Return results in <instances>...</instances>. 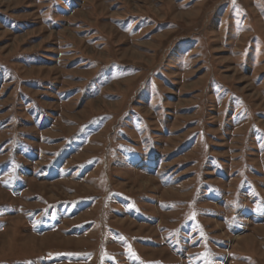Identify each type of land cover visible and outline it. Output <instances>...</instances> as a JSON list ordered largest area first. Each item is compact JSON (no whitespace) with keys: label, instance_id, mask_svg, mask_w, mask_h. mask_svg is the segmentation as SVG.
Instances as JSON below:
<instances>
[{"label":"rangeland","instance_id":"374dc122","mask_svg":"<svg viewBox=\"0 0 264 264\" xmlns=\"http://www.w3.org/2000/svg\"><path fill=\"white\" fill-rule=\"evenodd\" d=\"M0 264H264V0H0Z\"/></svg>","mask_w":264,"mask_h":264}]
</instances>
